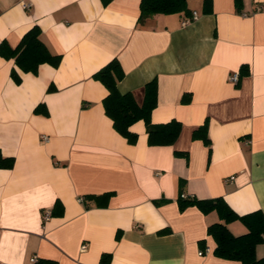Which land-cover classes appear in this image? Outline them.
I'll return each instance as SVG.
<instances>
[{
  "label": "crops",
  "instance_id": "1",
  "mask_svg": "<svg viewBox=\"0 0 264 264\" xmlns=\"http://www.w3.org/2000/svg\"><path fill=\"white\" fill-rule=\"evenodd\" d=\"M205 1L187 0L191 16L140 23L141 0H0V45L16 48L39 26L62 58L33 74L0 56V154L14 160L0 168V264H101L105 254L109 264H241L215 255L217 212L181 211L178 200L222 198L239 216L264 214V0H210V12ZM114 59L119 91L139 104L157 79L151 120L182 124L173 145L150 146L143 121L130 128L135 145L114 129L94 79ZM205 123L208 145L193 139ZM109 193L107 206L87 199ZM227 227L248 233L241 221Z\"/></svg>",
  "mask_w": 264,
  "mask_h": 264
},
{
  "label": "trees",
  "instance_id": "2",
  "mask_svg": "<svg viewBox=\"0 0 264 264\" xmlns=\"http://www.w3.org/2000/svg\"><path fill=\"white\" fill-rule=\"evenodd\" d=\"M237 6L241 5L242 0H235ZM207 11H211L210 0L205 1ZM140 23L146 19L159 14H181L188 13L187 0H141ZM189 16H191L188 13ZM42 31L39 26L31 28L21 39L16 48H11L7 43L0 45V56L15 61L16 66L23 73L37 74L39 67L49 64L58 67L61 63V56L53 55L41 39ZM249 74L248 67L241 70L240 77ZM13 78L20 82L21 78L16 70L12 72ZM125 78V72L117 59L112 60L108 65L99 70L94 79L100 81L108 90V95L103 104L106 115L113 121L114 129L130 145H135L138 135L131 132L130 128L137 122L143 121L146 126L148 143L150 146H170L173 145L182 131V124L172 120L166 124H153L151 115L157 107L158 84L157 79L148 82L143 88V100L139 104L135 95L131 92L121 93L119 83ZM191 98L184 96L183 103H189ZM36 113H42V107L36 109ZM193 139L203 140L207 145V124L196 130ZM14 165L13 158H4L0 154V168L10 169ZM112 193L102 196H88L87 199L96 200L99 206H107ZM181 211L188 207L195 206L204 214L217 212L220 222L211 225L208 235L216 242L215 255L219 258L238 261L241 264H264V257L257 258V247L264 245V214L261 211L253 212L245 216L236 214L222 198L211 200H198L196 198L179 197ZM61 210L62 205L58 203L55 210ZM51 212V216L55 215ZM241 221L248 229V233L243 236H234L228 229L229 223ZM204 249V242H201ZM111 255L105 254L101 264H109ZM39 264H58L53 261H40Z\"/></svg>",
  "mask_w": 264,
  "mask_h": 264
},
{
  "label": "built area",
  "instance_id": "3",
  "mask_svg": "<svg viewBox=\"0 0 264 264\" xmlns=\"http://www.w3.org/2000/svg\"><path fill=\"white\" fill-rule=\"evenodd\" d=\"M197 17H198L197 14L194 13L193 16H192L191 18H189V19H187V20L185 21L184 24L186 25L187 23H190V22H192V21H195V20L197 19ZM239 80H240V75H239V74H234V75H232V76L230 77V81H231V83H233V84H235V85H237V84L239 83ZM44 140H46V138H44ZM183 197H184V198H187V196H185V195H183ZM50 217H51V212L47 211V212L44 213V218H45V220H48ZM82 250L85 251V250H86V246H83V247H82ZM210 252H211L210 248H209V247H206V248H204L203 250H201V251L199 252V255H200V256H204V255H206V254H209ZM32 261H33V262H36V258H34Z\"/></svg>",
  "mask_w": 264,
  "mask_h": 264
}]
</instances>
